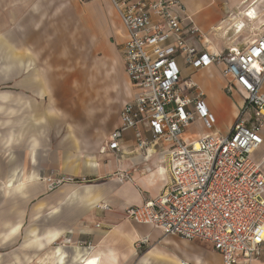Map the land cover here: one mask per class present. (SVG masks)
Returning a JSON list of instances; mask_svg holds the SVG:
<instances>
[{
    "label": "crops",
    "instance_id": "crops-1",
    "mask_svg": "<svg viewBox=\"0 0 264 264\" xmlns=\"http://www.w3.org/2000/svg\"><path fill=\"white\" fill-rule=\"evenodd\" d=\"M8 1L18 2L10 4L8 16H26L27 26L21 30L25 33L27 47L34 48L36 59L17 56L13 47L0 41V87L4 84L12 89L0 91V114L6 115V120H0V264H68L69 249H74L72 264H83L91 255L97 257L99 264H223L221 255L215 253L207 242L185 241L176 236L165 238L159 228L136 227L126 219L125 209L158 198L168 186L165 156L141 153L136 148L135 132L129 131L121 142L123 158L119 159L113 153L101 154V145L97 155L71 166L64 157L59 154L51 156L48 151L51 131L57 123L50 122L47 106L41 102L34 104L29 98L28 102L19 99L26 94L40 98L48 92L44 76L36 71L35 63L71 59L70 53H50L57 43H53V39L52 42L44 40L50 39L47 32L56 27L52 25L53 16H57L59 22L68 15L75 17L84 38L96 54L112 63L120 59L119 51L129 37L110 1L92 0L81 5L78 0H69L70 7L65 0ZM181 1L204 39L210 44L216 41L217 46L212 45L211 50L244 49L247 42L264 32V0ZM249 12L253 16H249ZM239 23H245L242 32L238 29ZM181 66L185 76H192L200 84L208 108L217 118L213 130H207L198 120L185 130V139L193 142L216 132L229 135L245 98L239 93L225 94L227 82L220 67L195 71L185 68L182 63ZM120 69L126 86L121 98L123 108L132 101L136 90L121 59ZM203 71L207 72L202 74ZM207 75L217 77L214 88L209 84L211 82L208 83V91L212 90L215 95L212 103L205 92ZM59 87L63 88V85L59 84ZM213 104L220 110L228 134L218 127L221 118ZM119 124L120 117L114 130ZM194 126H199L204 132H190ZM143 132L148 139L149 133ZM80 159L78 157L77 161ZM253 159L260 164L264 176V145L253 154ZM56 164L66 168L67 175L85 178L87 182L67 183L56 191H49L40 170L47 174V169ZM120 173H129L131 181L118 180ZM11 181L15 190L9 193ZM105 203L112 208L111 211L99 213L95 210L96 205ZM57 224L68 227L59 228ZM14 228L15 232H11ZM144 237H148L150 245L137 247L136 243ZM89 245L91 248L87 247ZM251 264H264V257Z\"/></svg>",
    "mask_w": 264,
    "mask_h": 264
},
{
    "label": "built area",
    "instance_id": "built-area-1",
    "mask_svg": "<svg viewBox=\"0 0 264 264\" xmlns=\"http://www.w3.org/2000/svg\"><path fill=\"white\" fill-rule=\"evenodd\" d=\"M78 1L83 5L92 0ZM109 1L129 37L121 53L136 93L123 106L120 124L100 148L101 154L123 158L121 142L129 131L135 132L141 153L166 157L169 179L158 198L125 209L126 219L159 228L165 238L207 242L221 255L223 264L262 259L264 246L256 243V237H264V176L253 154L264 144L253 137L264 133V72L252 65L264 67V32L244 49L220 52L211 50L181 0ZM201 54L207 62L199 59ZM181 63L195 71L220 67L227 82L225 94L239 93L245 98L229 135L216 132L193 142L185 139V130L198 120L213 130L217 118L200 84L184 75ZM169 71L171 76L166 75ZM143 131L149 133L148 139ZM75 180L48 178L46 183L52 192ZM118 180L131 181L129 173H120ZM78 181L87 182L85 178ZM95 210L105 213L112 208L105 203ZM136 244L139 248L150 245L148 237Z\"/></svg>",
    "mask_w": 264,
    "mask_h": 264
},
{
    "label": "rangeland",
    "instance_id": "rangeland-1",
    "mask_svg": "<svg viewBox=\"0 0 264 264\" xmlns=\"http://www.w3.org/2000/svg\"><path fill=\"white\" fill-rule=\"evenodd\" d=\"M65 1L68 3L69 0ZM26 2L31 3L32 1ZM17 3L15 1L0 0V41L11 48L13 47L12 50L14 49L15 55L32 56L36 59L34 48L27 47V43L24 41L25 33L21 30L27 26L25 24L26 16L22 15L18 18L8 16L11 12L10 4ZM68 6L70 7L69 3ZM55 17H52L51 20L54 22L51 24L56 27L47 32V37H50V39L45 38L44 40L52 42L53 39V43H57L50 50V53L56 51L58 53H70L71 59L69 61L35 63L36 71L44 76L43 82L46 84L48 92L40 98L26 94L20 96L19 99L28 102L29 98L34 104L41 102L44 106H47L50 122L57 123V126L53 127V132L51 131L52 141L48 151L51 156L56 157L59 154L60 157H64L66 163L72 166L79 165L86 157L97 155L101 145L104 144L119 123L118 116L122 108L121 98L125 93L123 89L126 90L122 69H120V59L123 61V53L120 49V59H117V61L115 59L112 63L111 60L101 57L102 55L99 56L92 50L83 36V31L75 22V17L65 16L61 22L58 21L57 16ZM30 20L33 19L30 18ZM30 23H33V21H30ZM215 42L212 41L211 48L212 45H216ZM21 44L26 46L19 47ZM220 52L222 51L220 50ZM206 72L203 71L202 74ZM216 78L209 75L205 77V81H207L205 92L211 103L215 95L212 90L208 91V87L209 84L212 88L215 87ZM59 84H62L63 88L59 87ZM223 85L224 82H222V89ZM6 89L12 90L4 84L0 87V91H6ZM13 91L16 92V90ZM227 99L232 102L230 97ZM213 109L221 118L220 110L215 104H213ZM4 117L6 115L0 114L1 121L5 119ZM218 127L224 134H228L224 119L221 118ZM189 131L198 134L204 132L199 126H194ZM78 157L81 158L80 161H77ZM50 167L47 169V174L42 169L40 170L42 180L71 177L67 175V171H64L66 168H62L63 166L60 168L56 164ZM72 177L76 179L73 183H77L78 178H80ZM133 225L137 227L139 224Z\"/></svg>",
    "mask_w": 264,
    "mask_h": 264
},
{
    "label": "snow or ice",
    "instance_id": "snow-or-ice-1",
    "mask_svg": "<svg viewBox=\"0 0 264 264\" xmlns=\"http://www.w3.org/2000/svg\"><path fill=\"white\" fill-rule=\"evenodd\" d=\"M248 15H249V16H253V13H252V12H249ZM257 56H262V54H261V53H257ZM199 59H202V60H204L205 62H207V59H208V58H207V56H204L203 54H201L200 57H199ZM172 67H175V65H173ZM252 67H253L254 69H256L257 71H259V72H264V67H262V66L259 65V64H253ZM166 75H167V76H171L172 73L169 71L168 73H166ZM244 83H245L248 87H251V85L248 84L247 81H244ZM262 138H264V133H261L260 135L253 137V139H254L258 144H259V143H264V139H262ZM33 163H35V161H33ZM9 186H10V185H9ZM22 188H23V185H21V189H22ZM57 217H59V216H57ZM56 227H59V228H66V227H68V226H66V225H65V226H61V225L57 224ZM256 243H257V244H260V245H262V246H264V237L257 236V237H256ZM69 252H70L71 254L69 255V258H68V264H72V254H74V249H69ZM88 264H96V261H94V260H90V261L88 262Z\"/></svg>",
    "mask_w": 264,
    "mask_h": 264
},
{
    "label": "bare ground",
    "instance_id": "bare-ground-1",
    "mask_svg": "<svg viewBox=\"0 0 264 264\" xmlns=\"http://www.w3.org/2000/svg\"><path fill=\"white\" fill-rule=\"evenodd\" d=\"M245 26V23H239V26H238V29H239V31L240 32H242V30H243V27ZM25 67V66H24ZM25 177H26V175H25ZM30 180V179H29ZM43 182H45L46 183V179L44 180L43 179ZM9 185H10V192L9 193H12L11 191L12 190H15V187H14V184H13V181H11V182H9ZM23 192V191H22ZM12 196V195H11ZM39 208V207H38ZM37 208V209H38ZM15 230H16V228H14V229H12L11 230V232H15ZM111 252V251H110ZM106 254V253H105ZM115 257V256H114ZM152 257V256H151ZM90 260H94V261H96V264H99V261H98V259H97V257L96 256H94V255H91V257H89L87 260H86V262H84L83 264H88V262L90 261Z\"/></svg>",
    "mask_w": 264,
    "mask_h": 264
}]
</instances>
